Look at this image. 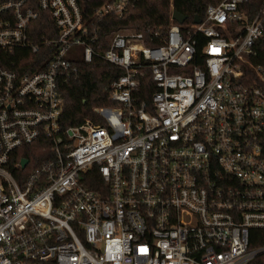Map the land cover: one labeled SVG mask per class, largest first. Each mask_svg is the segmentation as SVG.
Masks as SVG:
<instances>
[{"label":"built area","instance_id":"1","mask_svg":"<svg viewBox=\"0 0 264 264\" xmlns=\"http://www.w3.org/2000/svg\"><path fill=\"white\" fill-rule=\"evenodd\" d=\"M170 20L109 36L112 104L64 127L63 82L95 53L83 5L0 0V264H264V0Z\"/></svg>","mask_w":264,"mask_h":264},{"label":"trees","instance_id":"2","mask_svg":"<svg viewBox=\"0 0 264 264\" xmlns=\"http://www.w3.org/2000/svg\"><path fill=\"white\" fill-rule=\"evenodd\" d=\"M79 1L83 5V14L90 30V37H96L93 42L95 53L92 62H86L81 55L74 60L78 71L63 82V95L67 103L62 118L64 127L79 125L87 118L96 121L94 108L112 104L108 101L104 87L111 80L119 77L123 71L101 57V53L109 48L111 34L125 28H133L147 35H150L152 31L165 30L171 23L170 15L174 11L185 15L186 23H191L195 15L204 17L209 4H217L221 0H137L123 18L115 15L106 17L95 15L96 9L107 0ZM40 34H46L43 27H40ZM157 43V41H147V45ZM27 54L30 56V53ZM13 60L16 65L20 64L18 55L13 56ZM257 61L264 63V49L257 56ZM149 91L148 93L146 91L148 95H144L147 100L150 98ZM16 156L18 160L22 157L28 158L30 165L27 169H34L51 157V150L48 141L41 138L17 150ZM262 243L264 239L253 241V245Z\"/></svg>","mask_w":264,"mask_h":264},{"label":"water","instance_id":"3","mask_svg":"<svg viewBox=\"0 0 264 264\" xmlns=\"http://www.w3.org/2000/svg\"><path fill=\"white\" fill-rule=\"evenodd\" d=\"M173 19L176 20V21H178L179 23H184L185 20L187 19V17H186L185 15L181 14V13L178 12V11H174V12H173ZM195 21H196V22H200V18H199V17H196V18H195ZM27 162H28V161H27L26 159L22 161V165H23V167L26 166Z\"/></svg>","mask_w":264,"mask_h":264}]
</instances>
